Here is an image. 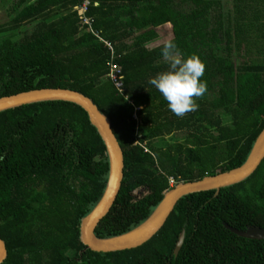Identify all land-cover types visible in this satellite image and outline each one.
I'll list each match as a JSON object with an SVG mask.
<instances>
[{
  "label": "trees",
  "instance_id": "obj_1",
  "mask_svg": "<svg viewBox=\"0 0 264 264\" xmlns=\"http://www.w3.org/2000/svg\"><path fill=\"white\" fill-rule=\"evenodd\" d=\"M82 1L0 0L8 18L0 24V98L66 89L107 118L123 155L117 197L94 230L107 239L143 223L176 184L245 162L264 128V0H88L91 29L111 43L121 69L120 93L107 78L108 52L81 25ZM166 24L181 54L205 65L207 91L183 117L148 83L168 68L163 43L155 45V29ZM107 176L104 144L79 106L0 112L2 264H264V240L225 228L264 229V159L242 182L182 197L141 246L95 253L79 228Z\"/></svg>",
  "mask_w": 264,
  "mask_h": 264
},
{
  "label": "water",
  "instance_id": "obj_2",
  "mask_svg": "<svg viewBox=\"0 0 264 264\" xmlns=\"http://www.w3.org/2000/svg\"><path fill=\"white\" fill-rule=\"evenodd\" d=\"M48 101H63L79 106L86 113L89 123L95 128L105 147L108 161V176L105 188L96 206L82 219L79 228L81 243L86 249L95 253L125 251L141 246L160 230L174 206L182 197L206 191L218 192L222 188L242 182L254 173L264 159L263 128L241 166L214 176H206L197 181L176 184L164 194L152 214L139 226L116 237L99 239L94 235V230L113 205L123 178L122 151L107 118L99 112L90 99L74 91L40 89L2 97L0 98V112L23 105ZM225 228L240 238L264 240V229L248 228L244 231H238L227 226ZM183 241L184 231H181L173 250L174 258L177 257ZM5 258L6 248L0 240V264Z\"/></svg>",
  "mask_w": 264,
  "mask_h": 264
},
{
  "label": "clouds",
  "instance_id": "obj_3",
  "mask_svg": "<svg viewBox=\"0 0 264 264\" xmlns=\"http://www.w3.org/2000/svg\"><path fill=\"white\" fill-rule=\"evenodd\" d=\"M161 56L168 68L150 78L148 83L159 92L175 116L183 117L196 111L199 105L195 98L207 91V83L201 79L205 71L203 61L195 54L183 56L171 39L164 41Z\"/></svg>",
  "mask_w": 264,
  "mask_h": 264
},
{
  "label": "built area",
  "instance_id": "obj_4",
  "mask_svg": "<svg viewBox=\"0 0 264 264\" xmlns=\"http://www.w3.org/2000/svg\"><path fill=\"white\" fill-rule=\"evenodd\" d=\"M89 5L90 3L88 0H83L80 6L76 7L75 10L77 11L78 16L80 17L81 25L85 27L88 31H90L92 35L95 38H97V40L100 43L103 44L104 48L108 52L109 61L107 64L108 66L107 78L112 83L116 91L120 93L123 87V75H122L120 67L113 61L116 57L114 50H113V46L108 41H104L102 38H100L98 33L94 32L91 29V19L85 16V13L87 12ZM94 6H96V3H94ZM169 184L170 186L174 185V182L172 179L169 180Z\"/></svg>",
  "mask_w": 264,
  "mask_h": 264
},
{
  "label": "crops",
  "instance_id": "obj_5",
  "mask_svg": "<svg viewBox=\"0 0 264 264\" xmlns=\"http://www.w3.org/2000/svg\"><path fill=\"white\" fill-rule=\"evenodd\" d=\"M34 1L35 0H29V2H34ZM31 29L32 28H30V30ZM155 32L158 36L157 40L155 41V45L162 44V43H164L165 40H168V38L171 39L170 36L172 37L169 24L163 25V26L155 29ZM156 43H158V44H156Z\"/></svg>",
  "mask_w": 264,
  "mask_h": 264
},
{
  "label": "rangeland",
  "instance_id": "obj_6",
  "mask_svg": "<svg viewBox=\"0 0 264 264\" xmlns=\"http://www.w3.org/2000/svg\"><path fill=\"white\" fill-rule=\"evenodd\" d=\"M224 1H228L229 2V0H224ZM231 1V0H230ZM4 12H3V8H1V6H0V24H2V23H4V22H6V21H8V18H7V16H5L4 14H3ZM22 31H24V30H22ZM166 36V35H165ZM170 38H172L171 36H170ZM169 39V38H168ZM157 40V39H156ZM156 44H158V43H156ZM243 60H245V58H241L240 59V61H243Z\"/></svg>",
  "mask_w": 264,
  "mask_h": 264
}]
</instances>
